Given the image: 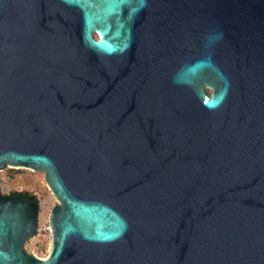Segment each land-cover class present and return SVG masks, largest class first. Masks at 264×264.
Masks as SVG:
<instances>
[{
  "label": "water",
  "instance_id": "95a60500",
  "mask_svg": "<svg viewBox=\"0 0 264 264\" xmlns=\"http://www.w3.org/2000/svg\"><path fill=\"white\" fill-rule=\"evenodd\" d=\"M6 163L0 264H264V0H0Z\"/></svg>",
  "mask_w": 264,
  "mask_h": 264
},
{
  "label": "rangeland",
  "instance_id": "374dc122",
  "mask_svg": "<svg viewBox=\"0 0 264 264\" xmlns=\"http://www.w3.org/2000/svg\"><path fill=\"white\" fill-rule=\"evenodd\" d=\"M206 92L209 93L210 89L206 88ZM12 190L15 192L30 191L37 199L38 230L25 242L24 249L38 257H47L52 238L47 236L46 225L49 222L51 208L59 202L46 184L44 172L6 165L0 169V192L7 195Z\"/></svg>",
  "mask_w": 264,
  "mask_h": 264
},
{
  "label": "built area",
  "instance_id": "2783aa9c",
  "mask_svg": "<svg viewBox=\"0 0 264 264\" xmlns=\"http://www.w3.org/2000/svg\"><path fill=\"white\" fill-rule=\"evenodd\" d=\"M50 228H51V227H50V223L48 222V224L46 225V232H47V234H48L47 236H49V237H50L49 234L51 233ZM48 229H49V230H48Z\"/></svg>",
  "mask_w": 264,
  "mask_h": 264
},
{
  "label": "bare ground",
  "instance_id": "6f19581e",
  "mask_svg": "<svg viewBox=\"0 0 264 264\" xmlns=\"http://www.w3.org/2000/svg\"><path fill=\"white\" fill-rule=\"evenodd\" d=\"M93 36H95L96 39L98 38V36L95 34V32H93ZM6 165H7V163H6ZM7 166H8V165H7ZM48 230H49V229H48ZM50 230H51V228H50ZM49 235H50V237L52 238V233H50ZM50 252H51V246H50ZM50 252H49V253H50ZM48 255H49V254H48ZM42 258L45 259V258H47V257H45V258L42 257Z\"/></svg>",
  "mask_w": 264,
  "mask_h": 264
},
{
  "label": "flooded vegetation",
  "instance_id": "af4514ba",
  "mask_svg": "<svg viewBox=\"0 0 264 264\" xmlns=\"http://www.w3.org/2000/svg\"><path fill=\"white\" fill-rule=\"evenodd\" d=\"M7 195H9V193Z\"/></svg>",
  "mask_w": 264,
  "mask_h": 264
}]
</instances>
